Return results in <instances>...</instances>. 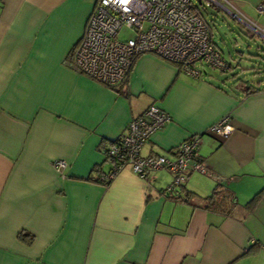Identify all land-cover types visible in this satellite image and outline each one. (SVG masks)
Listing matches in <instances>:
<instances>
[{
  "label": "crops",
  "instance_id": "1",
  "mask_svg": "<svg viewBox=\"0 0 264 264\" xmlns=\"http://www.w3.org/2000/svg\"><path fill=\"white\" fill-rule=\"evenodd\" d=\"M96 2L0 0V264H264V197L244 206L264 189V83L246 95L237 76L194 77L145 53L112 90L71 64ZM219 2L264 38L262 0ZM153 104L172 119L142 156L175 158L198 136L205 172L172 191L165 169L144 179L123 167L103 181L105 150ZM226 117L231 132L212 131ZM218 186L236 197L230 213L200 207Z\"/></svg>",
  "mask_w": 264,
  "mask_h": 264
},
{
  "label": "built area",
  "instance_id": "2",
  "mask_svg": "<svg viewBox=\"0 0 264 264\" xmlns=\"http://www.w3.org/2000/svg\"><path fill=\"white\" fill-rule=\"evenodd\" d=\"M213 3L221 5L219 0H97L82 38L71 53L72 67L110 88L125 84L133 63L145 53L168 59L194 77L203 72L198 64L227 69L212 39L211 23L203 15ZM260 9L264 11V0ZM124 28L131 29L134 35L120 38ZM171 119L163 108L153 104L131 120L117 143L106 152L112 167L102 180L113 179L123 167H130L144 179L152 171L165 169L174 176L171 189L186 183L191 170L204 173L203 164L195 160L198 136L179 146L175 158L142 156L141 148ZM227 121L228 117L218 121L212 131L227 136L231 132ZM66 162L56 160L53 167L63 173Z\"/></svg>",
  "mask_w": 264,
  "mask_h": 264
},
{
  "label": "rangeland",
  "instance_id": "3",
  "mask_svg": "<svg viewBox=\"0 0 264 264\" xmlns=\"http://www.w3.org/2000/svg\"><path fill=\"white\" fill-rule=\"evenodd\" d=\"M203 15L211 23V29L214 31L213 41L217 43L225 61L233 65V68L223 71L206 64H198L197 66L202 71L212 72L214 77L219 80L227 81L235 75L244 82H254L253 84L256 86L260 82L264 83V54L258 51V47L260 50L264 49V38L260 37L252 28L239 24L227 12L222 9L219 11L215 6L208 7ZM120 33L122 39L134 35L131 29L127 28L122 29ZM245 34L249 35L250 38H246ZM254 54H262V58L259 59ZM170 176L173 179L174 176Z\"/></svg>",
  "mask_w": 264,
  "mask_h": 264
},
{
  "label": "trees",
  "instance_id": "4",
  "mask_svg": "<svg viewBox=\"0 0 264 264\" xmlns=\"http://www.w3.org/2000/svg\"><path fill=\"white\" fill-rule=\"evenodd\" d=\"M255 55V54H254ZM259 56L262 57V54H260ZM256 57H258V55L256 54ZM224 58V57H223ZM136 61V60H135ZM226 62V61H225ZM227 65H228V68L227 69H223V71H228V69H231L232 66L231 64H229L228 62H226ZM222 70V69H221ZM235 76V75H234ZM240 83V88H242V91L246 94V95H249V94H252L253 92H257L259 89H257L255 87V85L253 83H250V82H244L242 79H237V82H241ZM127 82V81H126ZM125 82V83H126ZM124 85V84H123ZM236 85V84H235ZM116 88H112V90H115ZM123 134V133H122ZM120 138V137H119ZM118 138V139H119ZM118 139L116 141H114V143H117ZM184 143V142H183ZM182 143V144H183ZM180 144V146L182 145ZM177 150H179V146H177L176 148L170 150L172 152L175 151V156L179 153ZM107 152V150L105 151ZM107 157V162L109 163L110 161V158L108 157V155H106ZM91 180L93 181H99V179H94V178H90ZM176 186H181V185H176ZM171 189H169L170 191H172L174 189V186L170 187ZM264 194V189L259 191L258 193H256L254 195V197L246 204L244 205L246 209L250 210V211H253L255 206L260 203V201L262 200V198L264 197L263 196ZM196 196V193H193V192H188L186 195H185V199H187L189 202H191V197H194ZM202 204L200 207H203L207 210H214V211H222L224 213H230L232 208L237 204L236 202V197H234V194L232 191L228 190L227 188H224V187H217L213 193H211L209 196L207 197H202ZM24 234H21L19 237L22 238ZM25 236H23L24 238ZM27 239V237H26ZM259 245L257 243H253L251 244L250 248H248L245 253L243 254H250V253H254L256 252L258 249H259Z\"/></svg>",
  "mask_w": 264,
  "mask_h": 264
},
{
  "label": "bare ground",
  "instance_id": "5",
  "mask_svg": "<svg viewBox=\"0 0 264 264\" xmlns=\"http://www.w3.org/2000/svg\"><path fill=\"white\" fill-rule=\"evenodd\" d=\"M217 6V5H216ZM223 6V5H222Z\"/></svg>",
  "mask_w": 264,
  "mask_h": 264
}]
</instances>
